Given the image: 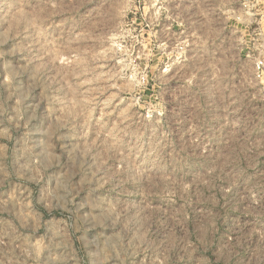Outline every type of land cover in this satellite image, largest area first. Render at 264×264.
I'll list each match as a JSON object with an SVG mask.
<instances>
[{
  "label": "rangeland",
  "instance_id": "1",
  "mask_svg": "<svg viewBox=\"0 0 264 264\" xmlns=\"http://www.w3.org/2000/svg\"><path fill=\"white\" fill-rule=\"evenodd\" d=\"M0 264H264V0H0Z\"/></svg>",
  "mask_w": 264,
  "mask_h": 264
}]
</instances>
